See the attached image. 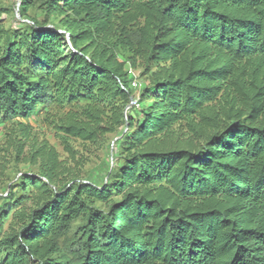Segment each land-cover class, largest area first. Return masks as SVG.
Returning a JSON list of instances; mask_svg holds the SVG:
<instances>
[{
  "label": "trees",
  "instance_id": "1",
  "mask_svg": "<svg viewBox=\"0 0 264 264\" xmlns=\"http://www.w3.org/2000/svg\"><path fill=\"white\" fill-rule=\"evenodd\" d=\"M9 10L0 127L38 173L0 194V264H264V0H20L6 29ZM64 107L69 161L116 135L88 181L33 132Z\"/></svg>",
  "mask_w": 264,
  "mask_h": 264
},
{
  "label": "rangeland",
  "instance_id": "2",
  "mask_svg": "<svg viewBox=\"0 0 264 264\" xmlns=\"http://www.w3.org/2000/svg\"><path fill=\"white\" fill-rule=\"evenodd\" d=\"M20 0H0V8L11 9L7 13V16L2 17V26L4 28H9L13 25H16V21L19 23L22 22L21 18L17 14L18 3ZM14 7V10L12 8ZM36 16L42 20V16L36 12ZM21 21V22H20ZM18 27H22L19 24ZM47 28H51L49 25ZM72 49L70 48V44L67 45L66 51L70 52ZM129 66L127 65V68ZM138 77V74H136ZM138 93H136L134 99H138L136 97ZM77 111V108H56L52 110L48 116V121L40 122L37 129L33 132L35 133V137L38 141L45 140L47 141L59 154L60 160H67L66 164L70 167V169H74L76 163H79V166H76V171L79 173V179L81 181H88L89 176H91L94 172L100 171V169L104 166L105 162H108L107 151L109 150V146H112L116 135L107 136V140L103 147H91L80 142L72 141V145L77 151L76 160L69 161L67 155L63 152V148L55 137V133L52 130L50 123L52 121L57 120L60 117L65 116L69 111ZM10 127H0V194L6 189V186L11 182V180L17 177L19 174L22 175L24 173L37 174V167L32 166L28 163H25L24 160L20 157L16 161L15 152L12 147L8 146L7 135ZM28 150H25V154L27 155ZM81 156L83 159H81ZM99 176V174H98ZM97 176V177H98Z\"/></svg>",
  "mask_w": 264,
  "mask_h": 264
},
{
  "label": "built area",
  "instance_id": "3",
  "mask_svg": "<svg viewBox=\"0 0 264 264\" xmlns=\"http://www.w3.org/2000/svg\"><path fill=\"white\" fill-rule=\"evenodd\" d=\"M130 74L134 75V80L132 81L131 83V87L135 90V91H139L140 89V83L139 81L137 80L136 78V75L133 73V71L131 69H129L128 71ZM131 106H134L136 108L139 107V104H138V99H131Z\"/></svg>",
  "mask_w": 264,
  "mask_h": 264
}]
</instances>
